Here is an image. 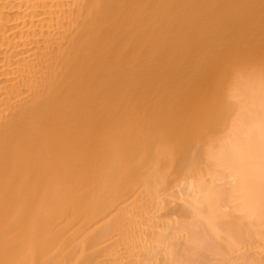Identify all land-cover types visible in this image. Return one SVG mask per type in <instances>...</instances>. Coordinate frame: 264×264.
Here are the masks:
<instances>
[{"label": "bare ground", "instance_id": "1", "mask_svg": "<svg viewBox=\"0 0 264 264\" xmlns=\"http://www.w3.org/2000/svg\"><path fill=\"white\" fill-rule=\"evenodd\" d=\"M0 264H264V0H0Z\"/></svg>", "mask_w": 264, "mask_h": 264}]
</instances>
